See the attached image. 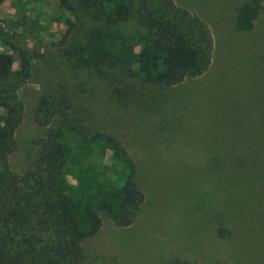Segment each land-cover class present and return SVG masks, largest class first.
<instances>
[{"label":"trees","instance_id":"trees-1","mask_svg":"<svg viewBox=\"0 0 264 264\" xmlns=\"http://www.w3.org/2000/svg\"><path fill=\"white\" fill-rule=\"evenodd\" d=\"M50 1L57 15L47 25L58 31L49 43L67 75L36 98L33 122L42 133L32 140L33 166L23 174L11 170L8 158L22 117L18 91L32 76L36 54L0 33V264H99L110 253V264H118L115 258L133 246L123 231L140 211L142 184H156L158 177L177 212L202 199H223L231 209L229 219L191 218L198 236L208 224L228 241L242 213L249 223L255 217L264 223V208L256 216L239 202L242 185L264 186V108L243 96L244 85L220 87L215 80L241 84L249 76L256 88L264 86V0H15L13 16L33 13L31 28L45 31L33 11ZM124 24L133 26L132 43L121 31ZM207 114L209 137L227 146H198ZM156 115L164 126L176 124L178 134L167 137L168 130L152 128ZM72 142L109 153L106 188L92 201L67 191ZM130 142L141 146L139 164ZM174 184H180L178 192L169 190ZM196 207L183 217L193 216ZM101 214L120 231L99 248L91 243L100 234ZM139 243L145 260L152 253L143 244L158 246L152 239ZM159 251L152 261L170 259Z\"/></svg>","mask_w":264,"mask_h":264},{"label":"rangeland","instance_id":"rangeland-1","mask_svg":"<svg viewBox=\"0 0 264 264\" xmlns=\"http://www.w3.org/2000/svg\"><path fill=\"white\" fill-rule=\"evenodd\" d=\"M17 6L15 0H1L0 1V33H3L7 41L14 46L19 47L29 53L36 54L32 61V76L30 80L20 87L18 91L19 99L22 103V117L19 125L14 132L15 149L8 158V163L14 172L23 174L33 166L35 158V148L32 145V140L41 135L42 130L33 122V110L35 107L36 98L42 92H49L54 90V85L58 83L64 75H67V69L60 57L59 51L56 47L49 43L51 35L58 31V28L48 26L47 21L50 16L57 15V9L54 2L50 1L43 6L36 5L33 12H38L39 26H46V30L42 31L40 28L33 29L30 26L31 18L26 17L21 20H16L13 16ZM13 20L12 23L7 24L3 19ZM122 33L126 36L130 43L133 38V26L131 24H124L121 27ZM3 50H8L3 48ZM14 54L13 52H11ZM250 77H244L241 84L237 81H231L223 76L217 77L220 87H234L236 85H244L242 89L243 96L249 100L253 98L260 104V109L264 108V86L256 88L251 83ZM251 83V84H250ZM258 89V90H257ZM240 92V91H236ZM251 101V100H250ZM160 114L161 111H157ZM160 117V118H159ZM162 116L156 115L152 121V128L158 129L160 126L169 132L163 131L165 136L171 134H178V127L163 125ZM211 121L209 114L203 120L202 131L203 135L199 138L198 146L205 147H225L223 139L220 141L218 136L215 138L209 137L208 126ZM174 129L175 132H172ZM214 133H227L223 131H215ZM233 133V139H235ZM197 136V135H195ZM193 136V137H195ZM209 139H211L210 142ZM72 158L68 161L65 168V178L68 192H74L82 198L92 201L96 195L106 188L105 179V165L108 164L109 153L101 148H87L81 149L72 142ZM129 148L132 151L134 159L140 163L141 146L139 149L129 143ZM177 148V147H175ZM197 146L193 147L196 149ZM180 151L171 152V154H178ZM170 162V161H169ZM169 162L167 164H169ZM167 169L165 165L164 170ZM201 172H204L201 170ZM149 176L145 179L148 181ZM163 182L162 177L157 178V183H152L149 180V185L142 184L144 191V200L140 206V211L137 214L134 223L124 232L132 241V247L115 258L118 264H168V262L181 260L189 262V264H264V223L260 222L259 217H255L254 221L249 223L246 219L245 213L237 219L240 223L239 227H230L232 232L228 241H222L218 238L210 226L204 225L199 227L202 232L199 236L192 229L194 225L191 224V218L197 219L198 215H210L213 219H223L224 214H228L231 210L223 201L221 203L213 199H202L198 203L190 205L196 207L193 216L183 217L184 212L189 209L173 210L175 199L171 198V194L160 191L158 188ZM180 184H174L170 191L178 192ZM242 194L239 202L245 212L254 213L256 216L263 213L264 208V186L258 185L255 189L253 185L249 188L242 185L240 188ZM175 208V207H174ZM234 211V210H233ZM238 212H234V218ZM191 215V214H189ZM197 215V217L195 216ZM103 221L100 234L93 240L91 244L104 247L105 242H114L115 236H118L120 231L112 225V223L103 215H100ZM243 217V218H242ZM231 218L228 214L227 219ZM143 233V234H142ZM192 233V234H191ZM188 237V238H187ZM187 238V239H186ZM149 239L154 240L158 246L152 248L148 243L143 244ZM142 242L144 248H147L148 253H152L147 260L141 257L144 252L139 246ZM168 253L170 259L162 258V261H152L158 259L160 256L159 249ZM113 249H115L113 247ZM112 250V248H111ZM115 254V253H114ZM108 257L105 261H99V264H110V260L114 258L113 254H105ZM160 260V259H159Z\"/></svg>","mask_w":264,"mask_h":264}]
</instances>
